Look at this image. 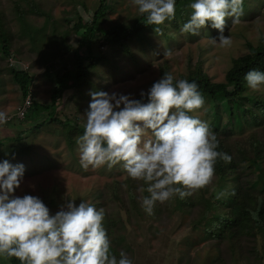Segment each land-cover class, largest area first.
<instances>
[{
	"label": "rangeland",
	"instance_id": "obj_1",
	"mask_svg": "<svg viewBox=\"0 0 264 264\" xmlns=\"http://www.w3.org/2000/svg\"><path fill=\"white\" fill-rule=\"evenodd\" d=\"M247 2L249 7L243 8L237 23L226 18L224 35L231 37L230 46L212 45L208 37H216L218 32L211 27L201 29L199 36L181 34L180 27L188 18L176 14L162 25L161 33L145 31L143 43L140 36L133 37L125 43V50L117 44L107 46L96 34L91 60L85 61L86 79L64 92L55 116L60 123H56L48 120L49 112H40L31 121L15 116L25 97L13 81L12 71L23 69L31 75L29 93L34 104H50L56 77L66 71L75 73L76 53L88 55L79 46L75 25L79 19L83 24L92 21L99 0H0V110L11 118L0 129V140H5L0 161L22 163L25 168L14 194L39 197L50 214L69 199L76 205L84 199L104 208L102 223L111 251L118 256L123 250L133 264H264V116L253 103L234 108V115L225 100L210 101L203 96L205 104L194 114L208 123L225 147L231 146L235 170L223 179L214 168L209 183L187 196L190 205L180 206L177 196L156 202L152 215L141 208L142 198L148 195L143 180L128 177L119 164L83 170L76 144V137L83 134L90 92L115 91L138 99L165 72L175 79H187L200 70L212 82H224L234 59L248 55L250 47H264V0ZM107 4L109 10L101 23L105 30L132 27L143 16L131 0H108ZM3 35L9 57L3 53ZM74 83L69 81L67 86ZM251 91L264 97V86ZM257 138L260 146L255 148ZM236 145L258 163L245 161ZM240 186L258 197L261 228L239 235L238 227L215 237L211 232L221 224H215L212 217L231 211ZM0 264L10 263L0 257Z\"/></svg>",
	"mask_w": 264,
	"mask_h": 264
},
{
	"label": "clouds",
	"instance_id": "obj_2",
	"mask_svg": "<svg viewBox=\"0 0 264 264\" xmlns=\"http://www.w3.org/2000/svg\"><path fill=\"white\" fill-rule=\"evenodd\" d=\"M147 25H160L175 17L176 0H131ZM243 0H191L189 19L180 33L199 36L207 27L212 45L230 46L225 36L226 18L233 23L243 14ZM169 50H165V55ZM253 91L264 86V71L244 76ZM30 94V93H29ZM83 134L76 137L83 170L121 165L128 177L143 180L147 196L141 208L153 214L156 202L184 199L209 183L217 159L231 156L218 151L219 141L208 123L194 114L205 100L195 81L175 79L170 72L140 92V98L115 91L90 92ZM28 97V96H27ZM146 97V100H145ZM7 120L0 110V125ZM22 163L0 161V257H15L21 264H133L121 250L117 256L102 221L104 208L82 199H69L55 214L37 196L14 192L23 181Z\"/></svg>",
	"mask_w": 264,
	"mask_h": 264
},
{
	"label": "trees",
	"instance_id": "obj_3",
	"mask_svg": "<svg viewBox=\"0 0 264 264\" xmlns=\"http://www.w3.org/2000/svg\"><path fill=\"white\" fill-rule=\"evenodd\" d=\"M108 0H99V7L93 15L92 21L89 23H84L82 19L75 25L76 33L80 35V42L79 46L81 48H85L88 55L80 56L76 53V59L74 63L75 73H71L66 71L62 75H58L54 80L56 86L54 87L53 94L51 96V103L48 105L42 104H32L31 108L28 110L26 114V119L28 121L34 120L40 116V112H49L48 120H53L56 123H60V121L55 117L57 112V104L58 101L61 100L64 92L68 89L77 88L81 83H83L86 79V68H85V61L91 60V51L94 44L96 34H99L103 41L106 43L107 46H112L117 44L125 50V43L132 40L133 37L140 40V43H143L141 39L143 32L145 31H152L154 32L153 28L157 27L155 25H147L144 16H141L139 19L135 21V25L132 27H117L115 30H105L101 27V23L103 19H105L107 12L109 10ZM191 0H176V11L175 14L178 17L185 16V20L189 19V12H185V9L188 7ZM243 8H248L247 0H243ZM32 12V10H31ZM37 10L33 9L34 14H36ZM185 12V13H183ZM191 12V11H190ZM39 15H43L40 12ZM21 15V21H23V14ZM188 15V16H187ZM25 27V24L22 23ZM160 28L162 25L159 26ZM207 27V26H206ZM216 30V29H214ZM191 36V34H189ZM3 53L6 57L11 55L9 50V45L7 38L3 35ZM251 52L248 55L243 57L237 58L233 60L232 67L227 72L225 76V81L222 83H215L212 82L211 79L207 74L202 71H198L189 75L186 79L189 82L195 81L198 85V90L200 93L210 101H218L220 98L221 100H225L227 102L228 110H230L231 114L236 115L233 112L234 108H238L240 106H246L250 103L255 105L254 108H258L261 114L264 116V97L261 93H253L246 84L244 80V76L250 70H259L264 71V47L253 48L250 47ZM13 74V81L19 86L23 97L25 99L29 95L31 85L33 83V78L31 75L23 69H14L12 71ZM74 80V84L70 87L67 86L69 81ZM139 99V98H138ZM146 100V97H145ZM256 117V115H255ZM31 119V120H29ZM238 122H241V118L237 115ZM37 127V126H35ZM258 139V138H257ZM5 141V140H4ZM4 141L0 140V147L3 146ZM219 141V140H218ZM257 145L255 148L260 146V140L256 141ZM237 147L239 150L240 155L243 157L245 161H248L254 165L258 163L256 158H249L247 152L242 149L240 145ZM218 151H223L231 156L230 162H224L221 159H217L214 168L217 170L219 175L224 179L229 172H233L235 167L233 163L236 161V157L233 154L231 146L225 147L220 141L218 145ZM255 156L256 153H254ZM259 155V151H257ZM250 191H247L243 186H240L238 191L235 193V198L232 203L231 211L226 214H218L215 215L214 222L215 224L220 223L221 226H217L218 230L212 231L211 234L216 237V235L221 238L224 231H231V230H240L238 231L239 235H244L246 233L252 234L253 231H256L261 228L260 223L262 222L261 212H259L261 205L257 204L258 197L253 198L250 196ZM180 201V206L184 204L190 205V201L187 197L184 199L178 198ZM188 200V201H187ZM185 201V203H184ZM261 218V220H260ZM259 227V228H258ZM258 228V229H255ZM10 264H21V262L15 257H5Z\"/></svg>",
	"mask_w": 264,
	"mask_h": 264
},
{
	"label": "built area",
	"instance_id": "obj_4",
	"mask_svg": "<svg viewBox=\"0 0 264 264\" xmlns=\"http://www.w3.org/2000/svg\"><path fill=\"white\" fill-rule=\"evenodd\" d=\"M33 104V99L31 97V93L28 95V97L25 99L24 103L16 110V114L15 116L18 118V119H21L23 120L25 117H26V114L28 112V110L31 108ZM10 119H7L6 122L10 121ZM6 122L2 125H0V129L2 126H4L6 124Z\"/></svg>",
	"mask_w": 264,
	"mask_h": 264
}]
</instances>
